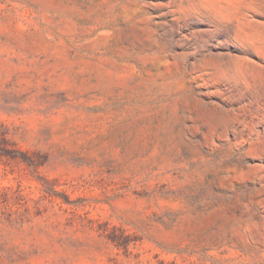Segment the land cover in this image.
Masks as SVG:
<instances>
[{
	"label": "rangeland",
	"instance_id": "1",
	"mask_svg": "<svg viewBox=\"0 0 264 264\" xmlns=\"http://www.w3.org/2000/svg\"><path fill=\"white\" fill-rule=\"evenodd\" d=\"M0 264H264V0H0Z\"/></svg>",
	"mask_w": 264,
	"mask_h": 264
}]
</instances>
